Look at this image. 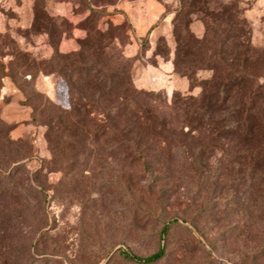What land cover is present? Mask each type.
Listing matches in <instances>:
<instances>
[{"label":"rangeland","instance_id":"rangeland-1","mask_svg":"<svg viewBox=\"0 0 264 264\" xmlns=\"http://www.w3.org/2000/svg\"><path fill=\"white\" fill-rule=\"evenodd\" d=\"M239 43L264 87V0H0V264H135L122 252L162 246L158 264H263L242 224L224 242L234 164L193 163L211 128L173 99L200 98ZM58 52L84 54L90 88ZM231 138L214 146L233 157Z\"/></svg>","mask_w":264,"mask_h":264},{"label":"trees","instance_id":"trees-1","mask_svg":"<svg viewBox=\"0 0 264 264\" xmlns=\"http://www.w3.org/2000/svg\"><path fill=\"white\" fill-rule=\"evenodd\" d=\"M243 46L244 44L239 43L238 47L242 51H233L229 57L226 56L224 50L220 53H214L213 58L216 61L211 64L212 69L217 71L211 80L203 83L200 98L181 97L174 94L173 99L175 103L183 101L186 104L193 131L202 134L207 126L205 122V117H207L214 143L215 140L228 141L232 137L230 142L234 141L237 147L233 157L226 153L223 148L216 149L212 143L207 149L201 145L200 148L196 149L192 157L193 163L200 164L202 169L205 168L206 165L204 164L207 163V159L204 156L206 154L211 156V152L218 150L222 152L221 157L217 160L219 169L226 161L228 164H234L232 167L233 186L231 187L233 191L232 208L229 207L230 205H226L223 217L218 219L219 222L227 226L221 236L224 242L229 244L237 237L234 232L235 229H238L237 224L239 226L242 224L244 233L239 235L257 245L256 253L252 256L253 262L258 263L260 260L264 264V87L259 85L257 77L246 72L249 48ZM56 57L59 59V63L71 69L82 66L87 69L85 81L87 88H90L92 79L90 70L92 69L87 65L88 62L85 61L84 54L62 55L58 52ZM77 58L80 61H77ZM79 62L82 65H77ZM123 74L122 81L126 86V92L133 93L129 75ZM84 89H79V94L82 96L86 94V89ZM92 89L99 91L101 87L95 84L90 90ZM113 89L111 87L109 91ZM55 119L60 124V117H55ZM114 122L111 121L110 123L111 129L117 130V124ZM131 131L130 129L127 132L124 131V140L127 139L126 136ZM126 143L131 148H135L134 146L138 144L133 138L127 139ZM221 175L222 173L219 171L217 178H220ZM177 222L178 220L174 218L166 224L161 231V236L167 238L172 225ZM183 222L188 223L197 233L204 234L198 227L202 222L201 217L192 215L189 219H184ZM201 237L205 238L204 235ZM122 255L125 260L135 264H158L166 257V251L162 246L146 257L131 252H122Z\"/></svg>","mask_w":264,"mask_h":264}]
</instances>
